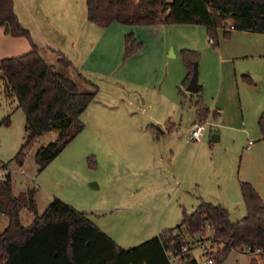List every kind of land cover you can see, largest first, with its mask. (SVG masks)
Instances as JSON below:
<instances>
[{
    "label": "rangeland",
    "instance_id": "374dc122",
    "mask_svg": "<svg viewBox=\"0 0 264 264\" xmlns=\"http://www.w3.org/2000/svg\"><path fill=\"white\" fill-rule=\"evenodd\" d=\"M24 1L29 2L27 9L34 22L30 23L26 13L21 18L29 26L31 24L30 28L26 27L32 37L41 33L45 38L47 43L42 53L47 54L48 60L57 67L65 68L68 76L74 78L80 88L92 90L95 95L81 114L85 124L82 133L88 135L86 141L78 137L72 140L74 136L45 167L38 169L33 153L49 140V131L37 139L22 164L13 159L25 139V115L16 106V99L5 94L0 80V176L9 171L14 193L27 187L35 188V206L33 210L21 208V222L29 223L54 196L52 190L57 182L54 165L58 155L69 145L83 147V144H89L91 151L83 158L85 170L79 173V180L92 187L88 177L94 176L100 183V188L96 189L100 194L90 201L92 207L84 208L95 224L117 236L118 243L123 247L138 244L164 228L175 227L181 221L183 211H192L198 203L197 197L186 188L184 175L195 148L200 145L199 156L207 163L206 177H209L214 171L212 166L224 155L223 147L227 145L228 153L233 150L232 155L238 159L237 149L246 140L245 133L221 126L218 123L221 119L215 120L213 117H209L201 139L188 138L198 118L193 105L196 96L181 83L180 74L184 65L180 48L186 46L184 42H193L197 46L202 44L206 39L202 32L199 33L197 29L184 31L183 26L170 23L129 24L114 21L100 26L87 19L86 0ZM39 20L45 25L43 32L34 29ZM71 23H75V26ZM131 32L142 45L127 53L125 35ZM69 36L74 42L71 46L68 44ZM56 50L71 59L75 68L57 63ZM199 53L197 68L211 65L213 54L206 49ZM238 102L235 97L228 102L230 116L234 118H240ZM6 116H9L7 122H2ZM168 118L171 120L169 123L175 124L171 131L167 129ZM252 123L255 124L254 118ZM151 124L161 129L158 137L150 130ZM245 124L249 126L250 120L246 118ZM210 129H217L222 135L219 141L213 143L215 150L213 145L208 144ZM104 143L111 144L117 153L125 157L124 168L115 175L104 168L108 160ZM89 155L95 158V167L89 166ZM170 168L174 169L173 174ZM39 175L49 182L51 190L38 185ZM130 178L136 187L127 185L125 193L116 201L121 208L106 209L114 204L108 199L111 194L108 195L107 189L121 182L123 184L125 179ZM134 205L141 207L142 215H147L141 216L136 223L133 212L125 210L127 206ZM146 218L148 224L142 227L140 222ZM126 223L129 224L126 226ZM6 224L7 217L0 214V231ZM112 228L118 232L110 231ZM204 232L193 236L184 233L190 248L188 252L197 259L204 258L200 243L211 244L210 240L202 238L210 235L208 228ZM239 249L238 246L232 248L224 263L245 264L247 257L240 254Z\"/></svg>",
    "mask_w": 264,
    "mask_h": 264
},
{
    "label": "trees",
    "instance_id": "16d2710c",
    "mask_svg": "<svg viewBox=\"0 0 264 264\" xmlns=\"http://www.w3.org/2000/svg\"><path fill=\"white\" fill-rule=\"evenodd\" d=\"M86 14L88 20L100 26L114 21L199 23L205 25L213 45L217 42V28H225L228 19L234 20L235 28L264 33V0H86ZM0 25L11 35L30 38V30L14 10V0H0ZM224 35L229 36L230 32L225 31ZM141 45L132 32L125 35L127 53ZM56 53L57 63L75 68L64 53L59 50ZM180 55L186 68L182 79L185 87L198 51L183 47ZM0 80L5 94L16 99V106L25 115V139L13 156L18 164L23 163L43 133L55 132L33 153L41 169L83 129L81 114L95 92L80 88L74 78L47 61L35 44L26 52L0 58ZM178 89L183 92L180 86ZM194 94L195 114L198 119L207 120L210 112L203 101L201 86ZM258 120L264 123V112ZM149 127L153 131L159 129L155 124ZM91 157L87 156L88 164L94 166L95 158ZM240 189L246 214L238 220L230 218L225 206L200 199L192 211H183L175 227L164 228L138 244L123 247L89 218L88 211L56 195L40 214H35L29 223H22L20 210H33L35 188L14 193L7 171L0 177V214L7 217V224L0 231V264H173L170 254L179 253L187 244L184 233L203 234L206 228L210 229L209 236L215 244L210 264H225L234 247L264 250V200L247 181H240ZM178 264H198V259L186 253Z\"/></svg>",
    "mask_w": 264,
    "mask_h": 264
},
{
    "label": "crops",
    "instance_id": "0c3cea01",
    "mask_svg": "<svg viewBox=\"0 0 264 264\" xmlns=\"http://www.w3.org/2000/svg\"><path fill=\"white\" fill-rule=\"evenodd\" d=\"M28 4V1L14 0V10L21 23L30 28L31 24L29 26L21 18V15L26 13L28 19L31 20L30 23L34 22L31 13L27 9ZM170 24L181 25L184 31H194L197 29L199 33L202 32L208 43L206 39H203L202 44H199L200 46H197L193 42H184L186 46L183 47L196 49L201 52L206 49L213 54L211 65L208 64L206 67L197 68L199 69L198 82L202 89L203 101L210 112L207 121L209 117H213L215 120L221 119L218 122L219 125L243 132L246 135V140L237 149L239 158L237 159L232 155L233 150L229 154L226 145L223 147L224 155H221V160L212 166L214 171L212 174H209V177L208 175L206 177L207 163L205 164L202 156H199L200 145L197 146L188 159L189 166L184 173L186 188L197 197L198 202L200 199H203L215 204H221L228 208L232 220H238L246 214V206L241 194L240 181H247L252 184L259 196L264 200V123L260 124L258 120L260 114L264 112V33L247 28L225 29L219 27L217 28L216 45H213V39L207 35L206 27L203 24L191 22ZM71 25L75 26V23H71ZM44 27V23L39 20L34 29L38 32H43ZM225 31L230 32V35L225 36ZM68 33H71V31ZM209 39H212V42ZM68 40L69 46L74 44L72 36H69ZM46 43L41 33L37 37H34V35L32 37L30 34V38L14 36L5 32L3 26L0 25V58L26 52L34 44L42 52ZM52 50L54 49L52 48ZM199 51L198 58L200 56ZM43 55L49 61L47 54L44 53ZM59 69L67 74L65 68L59 67ZM185 74L186 68L184 66L180 74L181 83ZM212 82L213 87H211ZM207 94L209 95L208 97ZM233 97H235L236 103L237 100L239 101L240 118L230 116L231 112L229 111L228 102ZM246 118L250 120L249 126L245 124ZM253 118L255 119V124L252 123ZM170 121L168 118L167 129L169 131L175 125L174 122L169 123ZM84 128L72 140L78 137L85 142L88 135L82 133ZM153 132L158 137L162 131L159 128ZM53 134L54 131H49V139L53 138ZM212 134H217L218 138L215 141H211L209 137L208 144L210 146L213 145V150H215L216 145L213 143L219 141L222 135L217 129H210V136ZM104 148L108 159L104 168L112 175H115L124 168L123 163L125 162V157L117 153L113 146L111 147V144L104 143ZM88 151H91L89 144H83V147L77 144L69 145L61 155H58V161L54 165V177L57 181L55 188L52 190L55 193L54 195H58L63 200L83 209L92 207L91 205L93 204H90V201L95 200L100 194V191L96 190L100 188V183L98 179H94V176L88 177L92 187L79 180V173L85 170L83 158ZM218 154H220L219 151ZM170 171L172 174L174 173L173 168H170ZM191 171L193 172L189 175ZM132 180V178L125 179L123 184L121 182L116 187L107 189L108 195L110 196L111 194L108 199H111L114 204L107 206L106 209L121 208L116 201L125 193L127 185L130 184L131 186L129 185L128 187L131 188L136 187L133 184L135 183L134 180ZM37 183L43 188L51 190L48 184L49 182L43 176L39 175V181ZM126 209L133 212L134 219H136L134 223L139 222L141 216H147L142 215V209L138 205L127 206ZM147 222L148 218L141 221L140 224L144 227L148 224ZM127 224L129 223L125 225L127 226ZM99 227L117 242L119 241L117 236L109 232L107 228H103L101 225ZM110 231L118 232L115 228H112ZM208 232H210V229H208ZM239 250L240 254L246 255L247 257L245 264H264V252L251 251L246 247H242ZM235 264L238 263L236 262Z\"/></svg>",
    "mask_w": 264,
    "mask_h": 264
},
{
    "label": "built area",
    "instance_id": "2783aa9c",
    "mask_svg": "<svg viewBox=\"0 0 264 264\" xmlns=\"http://www.w3.org/2000/svg\"><path fill=\"white\" fill-rule=\"evenodd\" d=\"M224 27L225 29H234V20L233 19H228L224 22ZM210 42H212V39H209ZM206 123L207 120H200L197 119V121L193 124L191 131L188 134V138L191 140H199L203 131L206 129ZM251 142V141H249ZM2 177V176H0ZM202 238H207V240H210L211 244H205V242L200 243V247L202 248V253L204 255L203 259H198V264H210L212 262V257L211 253L215 250L214 243L210 239V236L206 234ZM248 250L251 251H256V252H264L263 249L261 248H254L251 249L250 247H246ZM190 250L189 246L187 244L183 245L181 247V251L179 253H171L170 254V259L173 264H178L180 263L183 259L186 253Z\"/></svg>",
    "mask_w": 264,
    "mask_h": 264
},
{
    "label": "water",
    "instance_id": "95a60500",
    "mask_svg": "<svg viewBox=\"0 0 264 264\" xmlns=\"http://www.w3.org/2000/svg\"><path fill=\"white\" fill-rule=\"evenodd\" d=\"M185 88H186V90H188L190 92H196L199 88L198 69H197V63L196 62L193 64L192 73L190 75V78H189ZM217 138H218L217 134H212L210 136L211 141H215V140H217Z\"/></svg>",
    "mask_w": 264,
    "mask_h": 264
}]
</instances>
